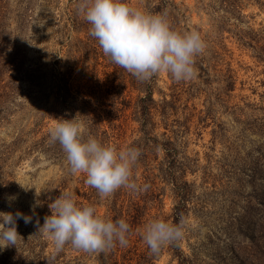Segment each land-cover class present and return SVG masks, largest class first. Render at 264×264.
<instances>
[{"label": "rangeland", "instance_id": "1", "mask_svg": "<svg viewBox=\"0 0 264 264\" xmlns=\"http://www.w3.org/2000/svg\"><path fill=\"white\" fill-rule=\"evenodd\" d=\"M128 3L164 16L177 32H199L206 47L190 79L160 72L141 81L115 64L90 35L79 0H0V211L32 216L17 220L11 253H22V264H264V0ZM61 118L117 150L138 148L133 179L149 187L102 197L51 140ZM174 181L187 184L177 240L184 262L171 242L152 253L142 236L151 219L174 224ZM64 191L106 218L125 219L128 244L97 253L68 242L53 257L37 221Z\"/></svg>", "mask_w": 264, "mask_h": 264}, {"label": "clouds", "instance_id": "2", "mask_svg": "<svg viewBox=\"0 0 264 264\" xmlns=\"http://www.w3.org/2000/svg\"><path fill=\"white\" fill-rule=\"evenodd\" d=\"M77 10L89 22L90 35L98 40L104 54L141 81L160 72L170 73L177 81L190 79L194 75V57L206 47L199 32H177L164 16L131 7L128 0H79ZM49 134L66 153L69 170L83 173L85 182L102 197H109L121 187L132 191L149 187L133 179L132 169L140 156L138 148L117 150L92 135L85 137L82 123L73 119H57ZM15 198L9 196L8 200ZM48 208L50 214L42 224L37 221V229L51 240L53 257L68 242L77 249L97 253L117 243L128 244L130 225L125 219L106 218L94 205L78 204L71 191L60 193L48 203ZM18 219L25 224L32 222V216L20 210L0 211V250L16 246L20 237ZM183 235V222L172 224L164 219H151L142 230L152 253Z\"/></svg>", "mask_w": 264, "mask_h": 264}, {"label": "trees", "instance_id": "3", "mask_svg": "<svg viewBox=\"0 0 264 264\" xmlns=\"http://www.w3.org/2000/svg\"><path fill=\"white\" fill-rule=\"evenodd\" d=\"M0 23H1V21H0ZM142 101L144 103L141 105L142 106L141 107V114L145 118L146 114L149 112V107H150L149 103L153 102L151 92H148ZM170 144H171V142L168 140V141H166V143L164 145H165L166 155H169V157L171 158L172 157L171 151L173 148L170 147ZM171 159L172 160L169 162V165H168V170H171L172 165L176 161L175 158H173V157ZM173 184H174V191H175V194L177 197V202L174 205L172 216H173L174 224H178L179 220L181 219V217L184 213V211L187 208V202H186L187 190L185 188L187 186V184H186V182L178 183L176 181H174ZM170 247L173 249L174 255L178 256L180 262H184L186 260V257L184 256V253L181 250L177 240L171 242ZM8 248L9 249L8 250L6 249V250L9 253L8 254L6 253L7 255H5L4 259H3V257H1L0 264H22V263H24L23 259L20 260L22 253H20L18 256L16 253H14V254L11 253V251L15 250V246H9Z\"/></svg>", "mask_w": 264, "mask_h": 264}]
</instances>
